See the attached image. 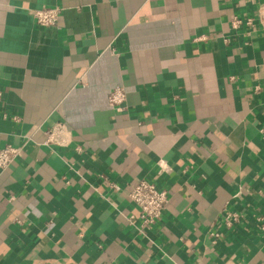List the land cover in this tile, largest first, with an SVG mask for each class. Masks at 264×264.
Returning a JSON list of instances; mask_svg holds the SVG:
<instances>
[{
	"label": "crops",
	"instance_id": "0c3cea01",
	"mask_svg": "<svg viewBox=\"0 0 264 264\" xmlns=\"http://www.w3.org/2000/svg\"><path fill=\"white\" fill-rule=\"evenodd\" d=\"M263 4L0 0V264H264V29L230 27ZM140 179L170 195L145 231Z\"/></svg>",
	"mask_w": 264,
	"mask_h": 264
},
{
	"label": "built area",
	"instance_id": "2783aa9c",
	"mask_svg": "<svg viewBox=\"0 0 264 264\" xmlns=\"http://www.w3.org/2000/svg\"><path fill=\"white\" fill-rule=\"evenodd\" d=\"M62 11L60 7H46L36 9L32 14L38 27L49 28L59 23ZM256 26H261L264 29V4L258 7L254 16H235L230 22V27L233 30H240L242 28L252 29ZM204 40H206L205 37L196 38V41ZM227 42H229L228 39ZM125 100L126 94L124 88L117 86L109 94L108 104L116 112H123L125 110ZM262 133L264 137V131ZM65 135L66 130L64 125L57 124L52 129L45 131L44 145L64 146L66 144L64 139ZM23 151L24 146L15 147L6 145L2 148L0 150V170L8 168L16 159L22 156ZM110 187L114 191L119 190V187L113 183ZM128 196L138 210V217L130 216L128 220L134 225H137L141 231L152 228L162 218L163 213L170 203L169 191L157 182L147 179L138 180L130 190ZM238 222L239 216L236 213H227L224 217V224L227 228L234 227ZM262 222V230H264V221ZM212 236L218 237L219 235L212 234Z\"/></svg>",
	"mask_w": 264,
	"mask_h": 264
}]
</instances>
